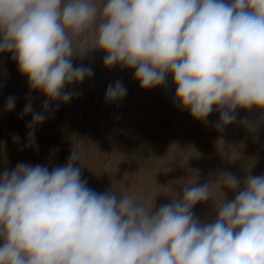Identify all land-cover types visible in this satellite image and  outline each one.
Listing matches in <instances>:
<instances>
[{
  "label": "clouds",
  "instance_id": "1",
  "mask_svg": "<svg viewBox=\"0 0 264 264\" xmlns=\"http://www.w3.org/2000/svg\"><path fill=\"white\" fill-rule=\"evenodd\" d=\"M89 51L104 53L105 68L134 70L141 89L170 75L176 104L200 121L215 109L217 129L238 109L264 112V0H0V53L46 97L44 112L23 109L33 113L30 145L53 102L73 98L65 88L94 75L73 65ZM126 94L116 81L105 98ZM15 104L8 97L6 111ZM79 160L73 150L51 171L21 162L0 174V264H264V174L192 179L155 208L127 191L89 188ZM217 193L216 218L195 217Z\"/></svg>",
  "mask_w": 264,
  "mask_h": 264
},
{
  "label": "rangeland",
  "instance_id": "2",
  "mask_svg": "<svg viewBox=\"0 0 264 264\" xmlns=\"http://www.w3.org/2000/svg\"><path fill=\"white\" fill-rule=\"evenodd\" d=\"M103 57L100 51H89L73 59L74 67H91L94 75L65 88L73 98L53 102L30 145L28 125L34 112H44L46 97L30 89L11 54L0 53V174L21 162L51 171L66 164L75 150L89 188L127 191L149 204L155 200V208L170 203L192 179L203 184L220 171L241 179L264 174V112L238 109L232 124L217 129L220 117L215 109L200 121L176 104L170 75L163 86L141 89L134 70L105 68ZM116 81L127 94L109 102L106 88ZM10 96L16 104L9 112L5 106ZM28 102L33 113L22 115ZM224 192L227 200L235 198L227 188ZM219 200L217 193L213 201L196 204L194 216L214 220Z\"/></svg>",
  "mask_w": 264,
  "mask_h": 264
}]
</instances>
